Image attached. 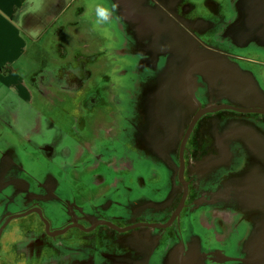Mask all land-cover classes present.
I'll use <instances>...</instances> for the list:
<instances>
[{"label":"flooded vegetation","instance_id":"af4514ba","mask_svg":"<svg viewBox=\"0 0 264 264\" xmlns=\"http://www.w3.org/2000/svg\"><path fill=\"white\" fill-rule=\"evenodd\" d=\"M238 2L239 0H99V4L109 7L117 5L112 23L101 26L113 29V43L117 47L116 54H106L133 62L135 80L132 74L124 71L112 76V87L108 83L109 79H106L107 83L104 85L103 79L96 81L92 78L90 68L103 53L98 54L97 58L75 59L76 63L63 66L62 71L66 70L67 79L61 72H58L57 77L43 75L45 81L41 78L40 88H45L41 91L43 98L47 96L48 87L51 93L61 92L63 96V100L55 103L54 107L56 117L60 119L53 120L58 126L45 119L43 130L32 136L12 130L0 133V264H28L29 250L33 252L30 264H62L56 259L43 260L44 253L56 251L61 256L59 247L75 248L79 244H87L89 240L92 241V251V246L100 242V233L109 231L110 221L99 211L100 207L106 210L105 200L111 195H108L107 190L112 186L133 182L132 177L125 178L132 172L131 166L134 164L141 168H150L149 165L143 167L144 163L153 164V180L157 176L156 169H163L161 184L146 182V185L152 193L161 196L157 205L164 204L170 208L172 217L179 214L175 223L179 220L182 225V220L186 221L190 216L192 221L202 216L205 209L193 206L202 186V177L194 167V162L203 152L198 132L206 118L214 115L223 117L235 112L224 113L222 110H215L220 108L218 105H206L205 101L199 103V89L206 90L204 78L199 70L191 71L192 65L186 59L188 56L195 61L194 67L200 66L202 58H208L214 63L225 61L232 65L238 64V56L243 55L252 60L256 57L250 63L251 68H257L255 65L261 64L260 69H264V22L257 29L261 37L252 34L251 23L247 24L244 32L242 17L235 7ZM246 14L250 19L259 16L252 4L247 6ZM173 40H177L181 50L189 51V55L180 52L179 57L183 60L179 61L183 66L176 74L161 69L165 61L169 63L174 55H178ZM201 45L212 52L201 51ZM128 75L131 78L125 89ZM256 75L258 76L257 70ZM62 80L66 82L63 83ZM262 80L261 77L260 81ZM84 85L88 97L85 104H78L74 101L75 95ZM108 89H112L115 94L112 101L107 99L105 91H109ZM126 91L131 92L126 96ZM190 93L195 94L192 100ZM100 104L103 119L101 125H98L99 121L94 115ZM105 114L108 121H104ZM192 122L195 125L190 135L189 124ZM61 131L74 144L88 140L93 147L100 142L104 143V147L94 150L91 161L70 165L66 163L64 172H61L62 160L66 161L61 153L63 140L60 135H54ZM175 150L177 154L173 159ZM120 161L128 171L126 175L121 173L117 165ZM188 164L193 167H188ZM81 168L85 169L84 176L75 173L80 172ZM106 171H115L117 177L109 181L104 179ZM67 176L71 177L72 186L80 187L77 190L81 192L84 188V192L78 194L80 199H85L81 208L99 204L101 198L97 197L104 196L97 212L91 214L83 209V212L72 217H65L67 212L61 216L59 197L49 188L70 185L65 180ZM136 183L144 189V182L140 178ZM25 188L34 190L32 199L37 203L40 201V204L31 203V195H28ZM188 188L195 190L193 195L186 196L185 190ZM98 189L97 193L102 194L95 193ZM33 212L40 216H34ZM213 213H217L215 207ZM205 214L206 219L211 216L210 212ZM214 214L212 217L215 227L218 219ZM207 225L210 223L207 222ZM236 225L232 219L229 237L224 239L229 242L230 254L237 252L239 248V242L233 244L232 233H241L245 237L249 230L247 223L239 229H235ZM96 226L98 227L94 231L85 232ZM199 226L204 228L201 218ZM181 230L179 229L180 233ZM209 235L212 243H217L218 232ZM41 247L44 249L40 250ZM17 248H24L26 256H16L14 251ZM200 261L202 264H230L227 260L222 261L215 249L202 252Z\"/></svg>","mask_w":264,"mask_h":264},{"label":"water","instance_id":"95a60500","mask_svg":"<svg viewBox=\"0 0 264 264\" xmlns=\"http://www.w3.org/2000/svg\"><path fill=\"white\" fill-rule=\"evenodd\" d=\"M249 4L256 8L260 17L255 16L250 19L247 16L246 9ZM235 7L242 17L243 31L245 32L247 24L251 23L252 34L261 37L262 35H258L257 29L261 22H264V0H239ZM173 41L175 42L176 40ZM175 48L176 51H178V48L179 52H184L177 46ZM187 58L189 57L187 56ZM194 63L195 61H192L191 69L199 70L200 74L203 75L206 92L216 102L212 105L220 107L215 110L235 112V114H226L223 117L214 115L206 118L198 132L200 143L201 141L203 143V152L197 157L194 167H196V172L202 177L201 188L206 184L205 177H208V174L213 177L217 167H225L212 180V182L215 181L219 185V188H212L206 194L203 190H199L193 202V206L200 207V209L210 207L214 211V207L216 208L217 213L216 215L214 214V217H217L218 222L215 224L212 233L218 232L217 243L215 241L212 243L210 235L204 234L205 226L203 229L200 228L199 217H197L195 222L191 220V216L187 218L185 227L190 230L194 242L191 239H186V236L179 232V229H183L181 222L178 220L175 223V219H179V214H175V217H172L170 208L164 204L159 209H154L152 214L137 218L134 214L136 209L134 201L138 198L144 201L152 192L138 187L136 183V180L140 178L145 185L148 178L147 174L131 172L133 184L113 187L112 193L108 194L111 195L105 200L106 210L104 211L102 207L99 209L102 214H106L108 221H110L108 224L109 231L100 233V242L92 246V251L90 245L92 241L89 240L87 243L89 244V249L86 251L79 250L84 244H79L77 247H75V244L73 246L75 248L59 247L62 252L61 256L58 252L53 251L44 253L43 260L56 259L58 263L62 264H130L133 260H137L139 264H202L200 261L201 257L192 259L193 254L188 252L189 248L195 252L205 253L215 247H222L228 255L224 258L221 257L222 261L227 260L230 264H264V188L261 189L258 186L246 183V170L249 167L245 166L244 158V163L236 175L237 185L231 188L230 182L232 175V170L230 169V146L232 145L230 129L231 126L240 124L243 130H246L248 125H251V120H264V69L259 70L258 78L253 71L244 70L237 63L232 65L226 64L225 61L214 63L208 58H202L199 67H194ZM261 77L262 81H260ZM193 95V93H190L191 100ZM222 103H226L228 106H224ZM247 113L252 114V116L239 115ZM194 125L195 123L193 124V122L189 124L190 135L193 132ZM236 141H241L242 146L252 143V139L248 138L246 134L238 138V140L235 138L234 142ZM86 150L89 151L90 148H86ZM176 154L177 151L175 150L173 159L176 158ZM224 156L227 162H225ZM62 167L63 164H61V169ZM188 167L193 166L188 164ZM79 171L75 172L78 176H80L79 174L85 175L84 168L79 169ZM65 180L69 182L70 177H65ZM253 180L255 181V179ZM193 191L195 190L192 188L186 189V196L193 195ZM60 192L62 198L72 200L74 192L68 186H62ZM31 203L40 204L35 202L32 197ZM101 203L102 199L99 204L95 203L87 207L71 206V209H75L74 214L69 213L70 208L61 206V216L67 212L66 215L72 217L84 210L93 214L98 211ZM111 208H114L115 215L110 213ZM138 219H141L142 222H139ZM232 219L237 223L235 229H239L243 224L247 223L249 230L245 237L241 233H232L233 244L239 242V248L237 252L230 254L229 242L224 239L229 237ZM120 222L127 226L119 225ZM97 227L85 232L90 233ZM138 229L147 230L149 233L146 236L143 233L136 234L137 236H142V238L136 243L135 248L119 245L124 240L125 235ZM193 234L196 236L201 234L204 241L201 243L200 239L195 238ZM202 244H206V246ZM23 249L18 248L14 251L15 255H25ZM43 249L41 247L40 250ZM184 249L186 251L182 253ZM220 253L218 251L219 255ZM32 255V250H29L28 264H30L29 261ZM66 258L67 260H65Z\"/></svg>","mask_w":264,"mask_h":264},{"label":"crops","instance_id":"0c3cea01","mask_svg":"<svg viewBox=\"0 0 264 264\" xmlns=\"http://www.w3.org/2000/svg\"><path fill=\"white\" fill-rule=\"evenodd\" d=\"M27 3L29 6L31 0H0V133L7 132L8 130H12L14 132H18L21 134L32 136L37 132H41L44 128L45 119L51 121L58 126V124L53 120L56 114L55 103L53 101L50 102H42V97L44 94H41L42 90L45 88H40L41 78L44 79L43 75H51L52 77H57L58 68L52 69L49 72H46L45 69H36L33 71H28V65L37 60L41 56V52L45 51V46L42 47L41 43L45 37V30H42L39 23L34 19L36 16L37 19L45 17L43 11L37 10L34 7L23 8L22 5ZM51 8L56 9V5L51 4ZM50 6L47 11H49ZM44 10V7H43ZM62 14V13H61ZM60 14V16H61ZM55 23V21L53 22ZM89 35V34H88ZM83 36V37H87ZM95 41V39H93ZM87 45L86 49H89L88 40L85 39ZM93 47V46H92ZM32 53V57L29 56ZM22 62V63H21ZM21 63V64H20ZM57 72V74H55ZM103 74H107L105 70H103ZM31 85V89L36 91L38 101L42 103L48 104L39 111V108L33 107V94L29 89L28 83ZM47 82V81H46ZM28 108V112L25 113V120H32L30 125H26L24 122H20L22 120V108ZM49 117V118H45ZM51 116V117H50ZM244 134L247 135L248 138L252 139L251 144H245L242 146L241 141L234 142V139L238 140ZM54 135H60L61 139V153L62 157L66 160H62L63 167L61 172H64L67 164L70 165L73 163H78L81 157L91 156L94 153V150L97 148L104 147V143H96L94 145H90L88 140L83 141L81 144H74L64 133H57ZM230 138L232 145L231 148V159L230 165L232 170V175L230 178L231 188L236 186L238 181L236 178L238 170L241 168V159L243 160L245 153L250 147L254 151L264 152V120L263 119H254L251 120V125H248L246 130H243V127L240 124H236L235 126H231L230 129ZM108 142V140H107ZM107 146V144H106ZM93 147V148H92ZM86 148H90V150H86ZM229 148V151H230ZM239 165L235 167V163ZM67 163V164H66ZM225 167H217L215 171V175L211 178L208 174V177H205V180L208 181L209 186L206 188V184L200 189L203 192H206L212 188L218 189L219 185L216 182H212L214 177L217 176L224 170ZM153 170L150 168H141L140 172H136L138 174H147L148 178L146 180L147 184H161L162 179L164 177V171L162 168L156 169L157 176L154 178L151 177ZM74 177V175H73ZM255 179V181L253 180ZM71 177L68 182L70 185H67L69 189H71L74 193L72 196V200L68 198H62L60 188L50 187L55 196L59 197V203L61 206H65L67 208H71L73 204V200L78 197V191L80 187L71 185ZM145 182V186L150 189ZM246 183L252 186H258V188H264V171L257 170L255 171L251 167L246 170ZM133 182L129 181L126 185H132ZM47 187H45L46 189ZM112 187H109L107 192L110 193ZM43 190V188H40ZM28 195L34 197V190H28ZM19 195L21 196V190H19ZM147 195V194H145ZM103 195L97 197L103 199ZM161 196L158 194H151L144 201L141 198H138L134 201L136 206L135 216L137 218L152 214L154 209H159V205L156 202L160 201ZM119 199V198H118ZM40 203V201H38ZM116 210V209H115ZM119 225H124L123 222H120ZM137 233H143L146 236L149 231L147 230H136L131 232L130 234L125 235L124 240L119 243V245H124L127 247L135 248L136 243L142 238V236H137ZM167 239V238H166ZM67 260V258L65 259ZM130 264H139L137 260L131 261Z\"/></svg>","mask_w":264,"mask_h":264},{"label":"rangeland","instance_id":"374dc122","mask_svg":"<svg viewBox=\"0 0 264 264\" xmlns=\"http://www.w3.org/2000/svg\"><path fill=\"white\" fill-rule=\"evenodd\" d=\"M56 5V9L51 8V4ZM96 4H99V0H31L30 5L34 8H37V10L43 11L45 17L43 16L42 18L37 19L36 16H34V19L39 23L41 26L42 30L45 29V37L41 43L42 47L45 46V51L41 52V56L39 59L34 60L28 65V71H33L36 69H45L46 72L51 71L52 69L58 68V72H61V75L65 77L67 75L65 72H63L62 69L64 68V65H68L70 63L75 62V59H90V58H97L98 54L103 53L104 55L100 59H95L94 65H92L90 68L93 72L92 78L96 81H100V79H103L104 85L106 82V79H109L108 83L112 87V76H115L114 74H118L124 71H127L129 74H132V77L135 80V76L133 73V62H130L128 60H120L117 58V56H109L106 53L109 52V54H116L117 47L113 43L114 38V32L112 28H107V27H95L94 26V15L93 12L95 11L94 6ZM27 3H24L22 5L23 8H28L31 7ZM50 6L49 11H47L48 7ZM44 7V10H43ZM62 13V14H61ZM86 13H88V16L86 17ZM61 14V16H60ZM55 21V23H53ZM89 34V35H88ZM87 37H83L86 36ZM85 39L88 40V45L89 49H86V41ZM95 39V41L93 40ZM189 39H191L189 37ZM174 46L178 47L179 44L177 40L174 42ZM93 46V47H92ZM202 46V45H201ZM203 47V46H202ZM201 51H210L209 49H204L199 48ZM178 50V55H175L172 60L168 62H164L163 66L161 69L166 72L167 70L172 71V74H176L177 71L182 69V64L180 63L179 60H183L179 57V49ZM185 55H189V51L184 52ZM32 53H30L29 56L32 57ZM238 65L241 66L244 70H252L256 74V70L259 72L260 68H262L260 65H255L257 68H251L250 64L251 62H254L256 57L252 60L250 57L246 56H238ZM187 63L189 65H192V59L187 58L186 59ZM22 63V62H21ZM20 63V64H21ZM76 63V62H75ZM254 65V64H253ZM103 70L107 72V74H103ZM192 70V69H191ZM57 74V72H55ZM66 78V77H65ZM130 76H127V80H125V89L128 88ZM67 79V78H66ZM63 81V80H62ZM66 81H63V83ZM26 83L29 85V89L33 94V107L39 108V111L42 110L43 107H45L48 104L42 103L41 101H38L36 91L31 89V85L26 80ZM105 88V87H104ZM49 87L47 88V96L45 98L42 97V102H50L53 101L54 103H58V101L63 100V96L61 95V92L59 94H54L49 91ZM109 91H105L107 94V99L108 101H112L113 96L115 95L112 89H108ZM131 91H126V96L130 93ZM195 95V94H194ZM92 96V95H90ZM86 97L88 95L85 92V85L83 86L82 90L78 92L75 95L74 101H76L78 104L86 103ZM199 103H203L205 101L206 105H212L216 103L212 97H210L206 90L204 88L199 89V98H198ZM224 106H228L226 103H222ZM99 108L96 109V113L94 115V118L98 120V125H101L102 119H103V114L100 112V108L102 105L100 104L98 106ZM28 108L23 107L22 108V120H19L20 122H24L26 125H30L32 123V120H25V113L28 112ZM226 111V110H223ZM243 116H252V114L247 113V114H241ZM211 116V114L209 115ZM51 117V116H50ZM55 119L58 121L55 114ZM261 118V116H259ZM108 121V118L105 114V120ZM177 125V122H175ZM178 126V125H177ZM179 127V126H178ZM117 127L115 126V129ZM243 160L241 159V165H243ZM119 169L121 170V173H124L125 175L127 174V169L123 168L122 161H120L118 164ZM146 165L150 166V170H154L155 166L153 164L149 163H144L143 167ZM235 167H237L239 164L236 162ZM131 171L132 172H140L141 171V166L134 164L131 166ZM108 175V176H107ZM209 176L213 178L210 174ZM117 177V173L115 171H106L103 175V178H107V180H111ZM130 177H133L131 173L129 176H127L125 179H128ZM78 186V185H76ZM114 187V186H112ZM144 189L149 190L150 192L151 189H148L146 186ZM86 190V189H85ZM100 189L96 190V194H102L101 192L97 193ZM211 190V189H210ZM208 190V193L210 192ZM81 192H84V188ZM78 193V194H81ZM155 194V192L153 193ZM165 193H163V196ZM85 201V199H80L79 197L75 198L73 200V206L74 207H80L82 206V203ZM205 209L204 213L200 217L202 219V223L205 226V233L204 234H212L213 232V221L214 218L213 216V209L210 207L203 208ZM205 212H210L211 216H209L207 219L204 217ZM34 216L39 217L40 214L37 212H33ZM58 216L57 212H55ZM69 213H75V209H71ZM111 214H114V208H111L110 211ZM103 217H106V214H102ZM65 217H68V215H65ZM139 222H142L141 219H138ZM58 222V221H56ZM195 222V221H193ZM207 222L210 223V225H207ZM186 221L182 220V230L181 233L184 232V235L186 236V239H191L193 242V238L191 235L190 230L185 227ZM104 226H100V228H103ZM186 229V231H184ZM194 235V234H193ZM195 238L200 239L201 243L203 240V237L201 234L194 235ZM203 246H206V244H202ZM208 246V244H207ZM89 249V244H84L82 248L79 250L86 251ZM215 250L220 251V256L221 257H227V253L222 247H215ZM15 254V253H14Z\"/></svg>","mask_w":264,"mask_h":264},{"label":"bare ground","instance_id":"6f19581e","mask_svg":"<svg viewBox=\"0 0 264 264\" xmlns=\"http://www.w3.org/2000/svg\"><path fill=\"white\" fill-rule=\"evenodd\" d=\"M180 63H182V62H180ZM91 157L92 156H87V157H84V158L81 157L80 160H83V162L91 161ZM224 160H225V162H227L225 156H224ZM244 160H245V166L246 167H251L255 171H257V170H263L264 171V152L254 151L253 149H251L250 147H248V149H247V151L245 153V156H244ZM208 186H209V183L207 181L206 182V188ZM185 251H186V249H184L182 251V253H184ZM188 252H190L191 254H193L192 255V259L193 258L199 259L202 256V253L200 251L199 252H195L191 248L188 249Z\"/></svg>","mask_w":264,"mask_h":264},{"label":"clouds","instance_id":"9594fccd","mask_svg":"<svg viewBox=\"0 0 264 264\" xmlns=\"http://www.w3.org/2000/svg\"><path fill=\"white\" fill-rule=\"evenodd\" d=\"M94 26L101 27L111 24L114 19V13L117 9L116 4H112L110 7L104 4H96L94 6ZM86 17L88 13L85 14ZM118 19V17H117Z\"/></svg>","mask_w":264,"mask_h":264},{"label":"trees","instance_id":"16d2710c","mask_svg":"<svg viewBox=\"0 0 264 264\" xmlns=\"http://www.w3.org/2000/svg\"><path fill=\"white\" fill-rule=\"evenodd\" d=\"M79 191V190H78Z\"/></svg>","mask_w":264,"mask_h":264}]
</instances>
